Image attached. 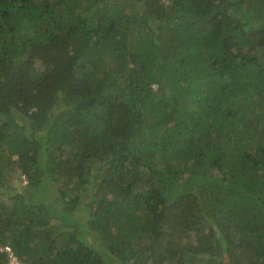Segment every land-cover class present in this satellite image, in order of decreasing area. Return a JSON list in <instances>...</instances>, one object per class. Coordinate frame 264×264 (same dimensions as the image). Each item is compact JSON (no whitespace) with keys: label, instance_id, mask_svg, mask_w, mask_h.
<instances>
[{"label":"trees","instance_id":"obj_1","mask_svg":"<svg viewBox=\"0 0 264 264\" xmlns=\"http://www.w3.org/2000/svg\"><path fill=\"white\" fill-rule=\"evenodd\" d=\"M5 246L264 264V0H0Z\"/></svg>","mask_w":264,"mask_h":264},{"label":"built area","instance_id":"obj_2","mask_svg":"<svg viewBox=\"0 0 264 264\" xmlns=\"http://www.w3.org/2000/svg\"><path fill=\"white\" fill-rule=\"evenodd\" d=\"M4 249L8 252L9 254V264H24L20 261H18L17 259H15L16 257L12 254V251L10 249V247L5 246Z\"/></svg>","mask_w":264,"mask_h":264},{"label":"rangeland","instance_id":"obj_3","mask_svg":"<svg viewBox=\"0 0 264 264\" xmlns=\"http://www.w3.org/2000/svg\"><path fill=\"white\" fill-rule=\"evenodd\" d=\"M21 179H22V178H21ZM21 179H20V181L18 180V182H17L18 184H21Z\"/></svg>","mask_w":264,"mask_h":264}]
</instances>
